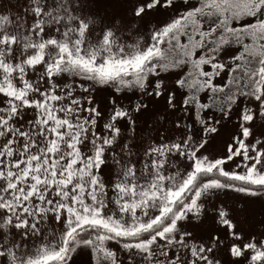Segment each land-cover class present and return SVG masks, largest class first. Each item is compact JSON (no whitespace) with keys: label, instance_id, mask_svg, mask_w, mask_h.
Instances as JSON below:
<instances>
[{"label":"snow or ice","instance_id":"6c2138e0","mask_svg":"<svg viewBox=\"0 0 264 264\" xmlns=\"http://www.w3.org/2000/svg\"><path fill=\"white\" fill-rule=\"evenodd\" d=\"M0 264H264V0H0Z\"/></svg>","mask_w":264,"mask_h":264}]
</instances>
